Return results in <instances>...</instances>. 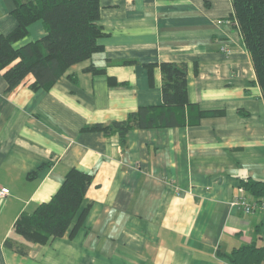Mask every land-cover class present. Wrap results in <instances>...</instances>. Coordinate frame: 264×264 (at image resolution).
<instances>
[{
  "label": "crops",
  "instance_id": "0c3cea01",
  "mask_svg": "<svg viewBox=\"0 0 264 264\" xmlns=\"http://www.w3.org/2000/svg\"><path fill=\"white\" fill-rule=\"evenodd\" d=\"M99 5L102 50L49 89L32 90L28 76L8 91L0 73V188L8 190L0 197V264H231L234 249L264 247V212L231 205L245 195L240 178L264 180V99L228 21L231 0ZM13 8L0 0L1 34L17 26ZM44 35L34 22L14 46ZM163 62L186 64L188 101L220 114L193 126L132 130L125 149L115 135L82 130L160 105ZM72 168L92 177L81 227L27 245L14 223L49 201ZM7 239L27 254L6 248Z\"/></svg>",
  "mask_w": 264,
  "mask_h": 264
},
{
  "label": "trees",
  "instance_id": "16d2710c",
  "mask_svg": "<svg viewBox=\"0 0 264 264\" xmlns=\"http://www.w3.org/2000/svg\"><path fill=\"white\" fill-rule=\"evenodd\" d=\"M13 2L11 15L16 19L17 26L6 35L0 33V73L8 91L19 86L28 76L33 78L29 85L32 90L49 89L69 67L90 59L102 50L97 42L104 35L98 23L99 0ZM231 3L232 13L228 21L241 34L264 99V0H231ZM37 21L41 22L45 35L15 47L28 35L29 26ZM159 69L162 80L160 105L141 106L124 120L98 123L82 130L102 132L107 137L115 135L119 145L125 149L128 133L132 130L193 126L202 118L220 114L217 111H202L188 101L186 64L163 62L159 64ZM87 70L102 72L93 67ZM91 181L90 174L70 169L49 201L16 220L14 234L27 245H44L64 236L73 224L70 232L73 236L87 213V207L82 209V203ZM238 187L245 196L257 201L264 198V180L242 177ZM4 246L20 255L27 254V247L14 239L5 240ZM228 259L231 264H264V247L248 244L234 249Z\"/></svg>",
  "mask_w": 264,
  "mask_h": 264
},
{
  "label": "built area",
  "instance_id": "2783aa9c",
  "mask_svg": "<svg viewBox=\"0 0 264 264\" xmlns=\"http://www.w3.org/2000/svg\"><path fill=\"white\" fill-rule=\"evenodd\" d=\"M6 195H8V190L0 188V197H4ZM231 205L239 207L244 213H251L256 209L264 212V198L260 201H248L247 197L243 193L236 196Z\"/></svg>",
  "mask_w": 264,
  "mask_h": 264
}]
</instances>
